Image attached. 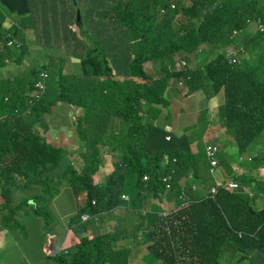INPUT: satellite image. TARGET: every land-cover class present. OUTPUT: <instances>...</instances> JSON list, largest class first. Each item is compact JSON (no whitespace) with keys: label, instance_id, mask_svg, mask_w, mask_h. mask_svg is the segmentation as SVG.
<instances>
[{"label":"trees","instance_id":"1","mask_svg":"<svg viewBox=\"0 0 264 264\" xmlns=\"http://www.w3.org/2000/svg\"><path fill=\"white\" fill-rule=\"evenodd\" d=\"M57 1L64 8L60 17L75 15V0ZM0 4L12 14L30 12L29 0H0ZM81 7L84 16L80 14V20L71 21L65 30L76 34L78 26L82 34L86 25L104 33L98 37L102 42L82 58L81 75L61 74L58 92L47 83L38 99L30 95L35 82L0 75V232L13 236L18 246L30 236L31 229L23 227L28 225L29 211L47 226L51 215L44 210L68 185L76 196H85L68 220L80 242L56 255L46 254L40 264H128L127 249L119 246L122 227L115 225L111 232L90 238V221L121 206L141 211L146 200L161 201L168 195L177 209L159 217L161 209L152 206L138 227L141 240L152 243L151 255L170 264H219L221 249L231 246L241 255L237 263L264 264V206L257 209L245 190L253 184L255 194L264 199V190L258 191L260 182L236 176L238 189L219 187L216 194L198 201L185 193L190 201L183 206L184 187L179 181L182 177L194 181L200 157L187 135L169 132L141 113L144 104L170 107L167 67L176 55H184L187 63V57H195L201 62L197 68L185 67L172 77L183 78L189 92H202L206 100L222 92L219 114L239 154L255 150L253 144L264 132V34L251 35L246 23L249 19L264 23V0H86ZM1 22L0 42L5 49L0 50V62L12 55L9 39L21 43L15 46L18 49L24 46L22 40L11 38L19 35L16 31H2ZM234 30L240 31L242 45L231 49L234 42L229 35ZM147 61L159 76L145 74L142 64ZM57 102L83 110L74 123L87 150L80 155L84 168L67 160L63 150L45 144L37 131ZM109 125L118 129L107 130ZM107 146L115 156L114 168L96 184L94 177L105 164ZM254 160L264 163V154L258 152ZM49 164L50 169L45 167ZM172 170L173 185L166 191L161 177ZM144 175L149 176L147 182ZM86 215L89 221L83 219ZM115 222L122 221L117 216ZM163 242H168L175 259L166 256Z\"/></svg>","mask_w":264,"mask_h":264},{"label":"crops","instance_id":"2","mask_svg":"<svg viewBox=\"0 0 264 264\" xmlns=\"http://www.w3.org/2000/svg\"><path fill=\"white\" fill-rule=\"evenodd\" d=\"M75 4L86 6V0H75ZM29 7V14L21 16L10 13L0 4V21H2V31L8 34L11 30L16 31L18 34H21L22 37L29 38L30 36L34 35L33 32L36 31V28H44L42 22L56 20L58 15L61 16L64 9L61 8L60 2L57 0H29ZM179 19L180 18H178V20ZM252 28L253 27H249L248 32H250ZM101 35H104L102 31L97 30L93 26L86 27L85 25L82 34H80V36L75 39L76 41H80V43H86L85 50L79 49L78 47L70 50L74 52V57L71 56L67 58L66 65L63 67V74H82L81 60L91 49L97 46L99 42H102V40H98V37ZM45 36L52 39L53 37L57 36V30L52 28L45 33ZM24 46L26 47V39ZM176 57L179 59H184V55H176L175 58ZM187 58L189 60L188 64H190L192 61H195L196 63L194 68L189 67L190 69L197 68L201 63L195 57ZM150 65L153 67L151 62ZM44 73L48 74L47 72ZM145 74L151 76L152 78L160 75L156 68L154 71L145 72ZM0 75L5 79L16 81L22 77L17 75H2V71L0 72ZM39 76L36 77V80ZM120 77L121 76H115V79L120 80ZM170 83L172 84L171 86ZM170 83L169 89L166 90L169 98L171 99L170 107L167 108L162 105L157 107H149L148 105L144 104L143 112L141 113L145 115L146 119H149L158 126L164 127L169 132L175 133L177 135H187L191 141L192 151L200 157L196 175L193 178L194 181L192 182V180H190L188 177H184L183 180L179 181V184L184 187L182 194L188 193L189 198L192 196V200L197 199L198 201V199H202L207 196L211 187L216 185L218 181L235 179V176L233 177L232 175L237 173H246L247 178L254 179L256 183H258L256 179L263 180L264 165H256L257 167L253 169V166L256 164V162H252L251 168L248 166V163L251 160L244 159L242 163H238V161L241 160V156L239 155L234 137L224 129L222 118L219 114L222 111L224 94L219 92L216 96L206 100L202 92L198 91L194 95L187 93L182 94L183 89L181 87H178L175 83ZM50 88L54 92H58V90L54 89L51 85ZM169 91H172V96L169 94ZM177 95L183 99H179ZM61 104V102H57L52 107L53 110L45 115L46 117L52 112V119L47 117L52 130L60 129V127H70L73 124L70 121L71 114L69 112L67 113V109L66 111L57 110V107ZM216 105H218V108H215ZM68 108L73 109V111H76L77 114H80V112L82 113V110L80 109L75 110L78 108L76 106L71 107V105H69ZM65 118L67 119L66 121L64 120ZM77 118L78 116H73L75 121ZM111 128L118 129V127H112V125H109L107 130H110ZM76 141L78 142V137ZM209 143L219 144L221 146V151L217 155L219 159V165L216 167L214 173H212L210 170V160L206 154V146ZM77 145L78 144H76V146ZM254 148L256 151L264 154L262 152V149H264V137H261L258 141H256ZM109 151L111 150H106V161L104 160L105 164L101 168L100 173L94 177L95 183L103 182L105 177L113 171L114 167L112 161L115 156L113 157ZM236 152H238V154H236ZM253 154L256 155V152H249L243 156H253ZM229 167L233 169V173H231ZM252 186L254 185L252 184ZM245 188L252 192L251 196L255 201V207L257 209H262L264 206V199L261 197V195L255 194L253 187L249 185H246ZM160 199L161 201H155L152 199L146 200L145 208L148 207L150 209V206H158L159 210L161 209V211L158 212L159 217H162V214L165 215V213L169 212L166 211V207L173 205L176 208L175 201L169 200L168 195H163ZM83 201L84 198L82 199L81 197L78 200L76 199L77 209L79 205L83 203ZM114 212H117V215H113ZM114 212L101 215L100 217H95L90 221V229L88 232L90 238L98 234L111 232L115 225H120L122 227V240L119 242V246L127 249L128 264H170V261H164L156 255H151L148 246L152 243H145L141 240L142 232L138 230V227H140L142 223V218L140 222L138 221L131 225H125V214L135 211H126V208L121 206ZM121 213H124V215L122 216ZM117 216L120 217V220L122 221L120 224L115 222V218ZM143 221H145V218ZM164 226L166 233L168 222H165ZM64 227L66 228V233L60 245L56 247L51 243L47 244V246L52 247V250L50 249V253H47L48 255H53V250L61 252L80 242L79 238L73 233L72 230H70L67 223L64 224ZM163 247L166 256L168 258H174L166 243H163ZM221 250L222 251H220L218 258L219 264H227L228 261H232L234 258H236L237 261L241 259V255H239L236 251L235 253H232L231 246H226ZM236 264H249V261Z\"/></svg>","mask_w":264,"mask_h":264},{"label":"rangeland","instance_id":"3","mask_svg":"<svg viewBox=\"0 0 264 264\" xmlns=\"http://www.w3.org/2000/svg\"><path fill=\"white\" fill-rule=\"evenodd\" d=\"M82 7L80 4L76 5L75 9V15L74 16H66L64 18L57 16V19L54 21H45L42 22L43 29L42 28H36V31L33 32V36H30L29 38L22 37L21 34H19L16 37L11 38H18L22 40L23 44L25 45V39H26V47L23 46V48L18 49L15 46L8 47L12 50V55L10 57H7L4 60L0 62V72L2 71V75H17L22 76V79L28 81V82H35L36 77L34 75H31L32 71L35 72H47L49 77L47 78V82L56 90H58V80L61 74H63V67L66 65V60L69 57H74V52L70 51L75 49V47H78L79 49L85 50V44L86 43H80V41H76L75 38H70L71 36L80 35V30L75 28V33H73L71 30L67 31L69 23L71 21H75L77 18L78 11L82 16H84L83 12L81 11ZM84 20V19H83ZM84 22V21H83ZM58 27V34L59 36L53 37L50 39L49 37L45 36V33L49 31L52 28ZM12 30L10 31V33ZM260 33L256 30L255 27H253L250 30V34ZM229 38L234 42L229 48H233L234 45L240 44L242 45L240 41V34L237 30H234L230 35ZM5 45L3 42H0V50L5 49ZM203 49H207V45H203ZM202 51V50H200ZM228 51V48L226 49ZM206 59V57L203 58V61ZM185 61V59H179L178 57L173 58V65L168 66L167 69L170 79L168 82L175 83L178 87H181L183 89L182 94H195L196 92H189V88L187 87L186 81L183 78H175L172 77L173 72H179L183 70L185 67L181 66V62ZM12 62V63H10ZM151 61L145 62L142 64V69L145 72H151L155 70V66L151 67L150 65ZM195 61H192L190 64L187 63L186 67L194 68ZM18 66V69H17ZM175 66V67H174ZM165 74V73H163ZM172 84L170 83V86ZM169 94L172 96V91H169ZM179 97V95H177ZM179 99H183L179 97ZM62 104L57 107L58 111H66L71 114L70 121L73 123L70 127H60V129L52 130L49 124V121L47 120V117H50L52 119V112L51 114L47 115L43 118V125L42 128H37V131L44 137V143L50 146L52 149H61L66 153V159L70 160L72 163L77 165V168H84V163L81 161L80 155L82 153H87L86 147L82 142L76 141L77 140V125L74 123L73 116H80L83 113L82 108L78 107L75 110H82V113L77 114L76 111H73V109H69V104L65 102H61ZM187 107V106H186ZM215 108H218V105L215 106ZM53 110V109H52ZM67 120L66 118L64 119ZM68 124V123H67ZM224 129L230 133V131L224 126ZM231 134V133H230ZM232 135V134H231ZM233 136V135H232ZM234 137V136H233ZM261 137H264V132L256 139L258 141ZM235 141V139H234ZM255 141V142H256ZM221 142V141H220ZM222 143V142H221ZM236 143V142H235ZM76 144H78L76 146ZM219 146V152L221 151V146ZM255 143L253 144V146ZM110 150V146H107V149ZM218 152V153H219ZM256 152V155L253 154V156H243L244 154H239L240 161L238 163H242L244 159L251 160L248 163L249 168H251L252 162H256V165H264L262 162L255 161V156H257L258 151L253 150L251 153ZM262 152L264 153V149H262ZM238 154V152H236ZM175 159V158H174ZM167 162V157H166ZM45 167H48L49 169L52 167L51 164L46 165ZM231 170V173H233V169L229 167ZM243 174H234L235 176H242L244 178H247ZM184 177L181 178L183 180ZM258 182H260L258 191L261 193L264 190V177L263 180L256 179ZM101 183V182H98ZM97 184V183H96ZM252 187V186H251ZM263 196V195H261ZM85 198L84 194H79L76 196L74 194V191L68 186L65 185L60 194L56 195L52 202L47 206L48 210H44V212H48L51 217L48 220V225L45 226L44 221L41 222L39 218L33 215L31 211H29V216H25V220H27L28 225H24L23 227H27V229H31L30 236L27 239H23L19 241L18 246H15L14 244V237L6 235L5 231L0 232V264H40L43 259L45 258V255L47 253H50V249L52 250V247L47 246V250H45L44 242L46 244L51 243L53 246L58 247L60 243L62 242L63 237L66 233V228L64 227V224L67 223L71 216L75 215L78 211L76 206V199L79 198ZM2 201L4 202L3 198ZM150 206V210H151ZM172 210H175V207L172 205L170 207H166V211L171 212ZM28 212V210H27ZM149 212V208L146 207L141 211H135V212H129L125 214L124 223L125 225H131L136 222H140L142 215H145ZM113 215H117V212H114ZM123 216L124 213H121ZM144 217V216H143ZM163 217V214H162ZM84 219H86V216H84ZM143 220V219H142ZM1 221V216H0ZM44 234V241L41 239V235ZM65 251V250H64ZM235 253L234 248L232 247V253ZM53 254L59 253L58 251L52 252ZM219 262V261H218ZM238 261L236 258H234L232 261H228L227 264H236Z\"/></svg>","mask_w":264,"mask_h":264},{"label":"built area","instance_id":"4","mask_svg":"<svg viewBox=\"0 0 264 264\" xmlns=\"http://www.w3.org/2000/svg\"><path fill=\"white\" fill-rule=\"evenodd\" d=\"M172 7L174 8V6H172ZM247 22L249 24L253 23L251 20H248ZM254 23L258 27V30L260 32L264 33V23L261 20H259V19L254 21ZM7 46L8 47H10V46L11 47H13V46L20 47L21 43L18 40L9 39V41L7 43ZM181 66L182 67H186L187 66V62L186 61H182L181 62ZM47 77H48V75L46 73H42L40 75V77L35 81L34 88H33V90L30 93L32 98L38 99V98H40L42 96V94L46 90V79H47ZM167 139H170V136H167ZM218 152H219V146L217 144H212V143L207 144V146H206V154H207V157L210 160V165H211L210 170H211L212 173L215 172L216 167L219 165V159L217 157ZM148 180H149V176L148 175H144L143 176V181L147 182ZM161 180H162V183L165 186L166 191H168V190H170L172 188V183H173V175H172V173H167V174L162 175ZM219 187H224V188L229 189V190H235V189H238L240 187V184L235 179H226L225 181H218V184L213 186L210 189L211 196L216 194V192H217ZM246 191L250 195H252V192L250 190L246 189ZM122 198L124 200H129V196L128 195H123ZM182 198L184 200L183 206H187L188 202H187L186 198L184 196H182ZM83 219H84V217H83ZM87 219H88V216L86 215V219H84V220H87ZM167 233L169 234L168 226H167Z\"/></svg>","mask_w":264,"mask_h":264},{"label":"clouds","instance_id":"5","mask_svg":"<svg viewBox=\"0 0 264 264\" xmlns=\"http://www.w3.org/2000/svg\"><path fill=\"white\" fill-rule=\"evenodd\" d=\"M249 20H251V19H249ZM247 21H248V20H247ZM251 21H252L253 23H251V24H249L248 22L246 23L247 28H249V27H255L256 30L259 31V30H258V27H257L256 24L254 23V21H256V20H251ZM237 31H238V30H237ZM238 32H239V34H240V31H238ZM259 32H260V31H259ZM260 33L264 34L263 32H260ZM47 75H48V74H47ZM39 77H40V76H39ZM39 77H38V78H39ZM38 78H37V79H38ZM47 78H48V77H47ZM46 80H47V79H46ZM46 89H47V81H46ZM45 91H46V90H45ZM45 91H44V92H45ZM43 94H44V93H43ZM43 94H42V95H43ZM217 184H218V182L216 183V185H217ZM172 185H173V183H172ZM214 186H215V185H214ZM211 188H212V187H211ZM208 195L211 196V194H210V190H209ZM183 196L186 198V200H188V198H187V196L185 195V193H184ZM189 201H190V200H189ZM176 209H177V208H175V210H176ZM175 210H172V211H175ZM90 219H91V218L88 217L87 221H89ZM166 234H167V230H166ZM165 238H166V241H167L168 236H166ZM163 243H164V242H163ZM165 243H166L167 246H168V242H165ZM165 243H164V244H165Z\"/></svg>","mask_w":264,"mask_h":264},{"label":"water","instance_id":"6","mask_svg":"<svg viewBox=\"0 0 264 264\" xmlns=\"http://www.w3.org/2000/svg\"><path fill=\"white\" fill-rule=\"evenodd\" d=\"M77 19L78 20H80V13L78 12V14H77ZM42 73H44V72H40L39 73V75H41ZM34 88V87H33ZM33 90V89H32ZM174 160V159H173ZM174 161H176V158H175V160ZM173 172H175L174 170H172L171 172H169V173H173Z\"/></svg>","mask_w":264,"mask_h":264}]
</instances>
